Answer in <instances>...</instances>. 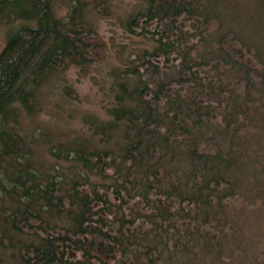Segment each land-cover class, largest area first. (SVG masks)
Masks as SVG:
<instances>
[{
  "label": "trees",
  "instance_id": "1",
  "mask_svg": "<svg viewBox=\"0 0 264 264\" xmlns=\"http://www.w3.org/2000/svg\"><path fill=\"white\" fill-rule=\"evenodd\" d=\"M108 1L0 0L17 24L0 264H264V0H136L121 26L141 47L112 48L105 117L58 134L37 120L45 92L104 58L86 16Z\"/></svg>",
  "mask_w": 264,
  "mask_h": 264
},
{
  "label": "rangeland",
  "instance_id": "2",
  "mask_svg": "<svg viewBox=\"0 0 264 264\" xmlns=\"http://www.w3.org/2000/svg\"><path fill=\"white\" fill-rule=\"evenodd\" d=\"M135 4L136 0H109L98 12L90 11L86 20L96 30L99 41L105 44L104 58L84 72L73 68L68 70L62 79L51 85L45 92L47 97L42 100L41 112L37 117L39 124L58 134L77 135L85 129L82 116L92 114L105 117L104 110L109 105L106 74L108 67L115 64L117 59L112 48L136 50L141 47L139 40L129 38L121 26V21ZM56 8L58 16L64 18L67 7L59 2ZM12 20V14L0 17V51L7 36L13 33L17 25H9Z\"/></svg>",
  "mask_w": 264,
  "mask_h": 264
}]
</instances>
